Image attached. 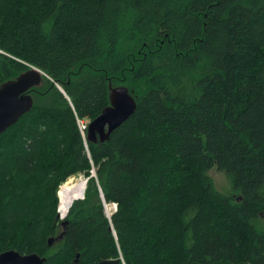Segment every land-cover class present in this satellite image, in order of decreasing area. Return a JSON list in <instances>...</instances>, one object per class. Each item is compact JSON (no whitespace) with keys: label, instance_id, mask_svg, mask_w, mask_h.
Segmentation results:
<instances>
[{"label":"trees","instance_id":"16d2710c","mask_svg":"<svg viewBox=\"0 0 264 264\" xmlns=\"http://www.w3.org/2000/svg\"><path fill=\"white\" fill-rule=\"evenodd\" d=\"M31 66L45 74L32 106L0 133V253L264 264V0H0V85ZM109 85L136 110L89 142L77 121ZM75 175L83 198L50 246Z\"/></svg>","mask_w":264,"mask_h":264},{"label":"water","instance_id":"95a60500","mask_svg":"<svg viewBox=\"0 0 264 264\" xmlns=\"http://www.w3.org/2000/svg\"><path fill=\"white\" fill-rule=\"evenodd\" d=\"M43 76L45 74L42 71L31 66L15 78L0 85V133L14 124L20 116L31 108L33 99L28 90L40 86L43 82ZM136 107V99L125 86L109 85V104L102 109L100 114L88 121L86 140L89 142L106 140L116 128L135 112ZM83 193L76 199L83 198ZM67 213L60 218L58 212L63 231L55 237H50L48 245L51 246L52 243L62 238L66 229L65 218ZM45 261L46 257L37 253L21 254L14 249L0 253V264H44Z\"/></svg>","mask_w":264,"mask_h":264},{"label":"rangeland","instance_id":"374dc122","mask_svg":"<svg viewBox=\"0 0 264 264\" xmlns=\"http://www.w3.org/2000/svg\"><path fill=\"white\" fill-rule=\"evenodd\" d=\"M87 121V120H86ZM88 122V121H87ZM208 175L211 177V179L213 180L214 182V185L215 187L221 192V193H224V194H227V193H230V186L227 182V179H226V176L224 175L223 172L217 170L215 167H212L211 169L208 170ZM74 179V182L76 185L72 186L68 191V192H72L73 194V197L72 199H69V202H71L74 198H77L78 196H80L82 194V191L80 192V186L81 185H84L83 189L85 188V178L80 175V176H72L70 177L68 180L70 179ZM67 180V181H68ZM66 181V182H67ZM107 205V206H106ZM105 205V208L106 210L109 209L111 212L114 210V205L112 203L110 204H106ZM110 212V213H111ZM61 222V221H60ZM256 224L258 226H261V227H264V216L261 215L259 216V218L257 219L256 221ZM62 232V227L61 225H59V229L57 231V235L60 234ZM59 241H55L54 243H52V245H54V247L57 245L56 243H58ZM51 245V246H52Z\"/></svg>","mask_w":264,"mask_h":264},{"label":"bare ground","instance_id":"6f19581e","mask_svg":"<svg viewBox=\"0 0 264 264\" xmlns=\"http://www.w3.org/2000/svg\"><path fill=\"white\" fill-rule=\"evenodd\" d=\"M82 186L84 187V185H81L80 186V192L83 190V187ZM83 191H82V193H83ZM72 197H73L72 192H68L67 193V191L61 196L60 201H59V211H58L59 212V215H60V218H62L67 213L68 208H69V206L71 205V203L73 201L72 200L71 202H69V199H72ZM74 199L76 200V198H74ZM106 212L109 215L111 211L109 209H107Z\"/></svg>","mask_w":264,"mask_h":264},{"label":"built area","instance_id":"2783aa9c","mask_svg":"<svg viewBox=\"0 0 264 264\" xmlns=\"http://www.w3.org/2000/svg\"><path fill=\"white\" fill-rule=\"evenodd\" d=\"M78 127L82 134H84V131H86L88 122L86 120H78Z\"/></svg>","mask_w":264,"mask_h":264},{"label":"flooded vegetation","instance_id":"af4514ba","mask_svg":"<svg viewBox=\"0 0 264 264\" xmlns=\"http://www.w3.org/2000/svg\"><path fill=\"white\" fill-rule=\"evenodd\" d=\"M34 89V88H33ZM61 239L57 240V241H60Z\"/></svg>","mask_w":264,"mask_h":264}]
</instances>
